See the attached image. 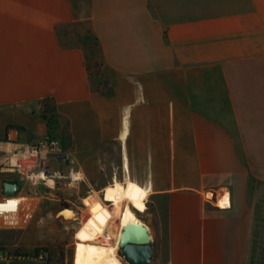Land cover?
<instances>
[{
    "label": "crops",
    "instance_id": "1",
    "mask_svg": "<svg viewBox=\"0 0 264 264\" xmlns=\"http://www.w3.org/2000/svg\"><path fill=\"white\" fill-rule=\"evenodd\" d=\"M48 135L88 180L116 148L156 264H264V0H0V158Z\"/></svg>",
    "mask_w": 264,
    "mask_h": 264
},
{
    "label": "rangeland",
    "instance_id": "2",
    "mask_svg": "<svg viewBox=\"0 0 264 264\" xmlns=\"http://www.w3.org/2000/svg\"><path fill=\"white\" fill-rule=\"evenodd\" d=\"M82 44L89 57V72L92 74L91 82L95 85L97 82H101L99 77L101 68L99 75H97L94 67L95 63H101L100 52L98 47L94 45L92 37L82 39ZM80 118L84 120L87 116L83 113ZM80 118L76 120L77 129L83 123L79 121ZM65 136L63 139L66 141L67 137ZM71 152H73L72 147ZM97 154H100L101 159L104 156L109 164L102 165V160H100L99 165L94 167V174L88 176L89 179L92 178L93 180H88L83 175L79 183H72L69 179L57 178L52 189L42 186L33 188L28 183L18 181L12 174L0 173V193L2 192L3 182H15L20 184L23 195L34 198L38 203V207L26 227L0 230V264H83L85 246L76 238V233L82 225L84 217L88 215L87 206L92 202H96L110 212L113 211L111 200L115 181H118L120 186L125 189L129 188V184H131L130 186L135 184L138 186L135 188L142 190L147 197L144 188L137 183L126 182L129 180H125L120 176L116 148L99 150ZM67 168V165L63 163L53 165V170L59 169L66 172ZM143 168L131 165L127 170H129L128 172L141 173ZM111 174H117L118 179L109 181ZM61 175H64V173H61ZM65 207L74 210V218L62 219L56 216V213ZM145 207L144 212H137V218L141 222L147 221L151 212L147 202ZM116 228H118V224L115 218L111 226L112 233L115 232ZM36 248L43 249L37 256L34 255V249ZM117 251L118 247L113 250V254L118 257L119 263L122 264L123 260L117 254ZM156 257L157 252L155 250L150 264H156Z\"/></svg>",
    "mask_w": 264,
    "mask_h": 264
},
{
    "label": "built area",
    "instance_id": "3",
    "mask_svg": "<svg viewBox=\"0 0 264 264\" xmlns=\"http://www.w3.org/2000/svg\"><path fill=\"white\" fill-rule=\"evenodd\" d=\"M57 163L67 165L69 169L66 175L53 170V165ZM74 165L75 160L67 142L45 137L35 143L12 142V149L0 158V173L12 174L18 181L28 183L33 188L42 186L52 189L57 178L69 179L72 183L82 180V174L74 169ZM37 207L34 198L21 193V186L13 196L1 192L0 230L26 227Z\"/></svg>",
    "mask_w": 264,
    "mask_h": 264
},
{
    "label": "bare ground",
    "instance_id": "4",
    "mask_svg": "<svg viewBox=\"0 0 264 264\" xmlns=\"http://www.w3.org/2000/svg\"><path fill=\"white\" fill-rule=\"evenodd\" d=\"M226 197L222 198L223 205ZM145 200L146 195L142 190L134 187L125 189L115 181L111 200L113 211L110 212L96 202L88 205V215L84 217L77 232V239L85 246L83 264H120L118 257L113 254L120 231L129 223L141 222L137 218V212L145 210ZM72 216L74 217V213ZM115 218L118 228L112 233L111 226Z\"/></svg>",
    "mask_w": 264,
    "mask_h": 264
},
{
    "label": "water",
    "instance_id": "5",
    "mask_svg": "<svg viewBox=\"0 0 264 264\" xmlns=\"http://www.w3.org/2000/svg\"><path fill=\"white\" fill-rule=\"evenodd\" d=\"M20 190L18 183L5 181L2 183V193L13 196ZM213 198V193H207ZM75 215L73 209L63 208L56 213L57 217L66 219ZM75 217V216H74ZM73 217V218H74ZM117 254L122 258V264H150L152 259L151 236L148 227L142 222L129 223L122 227L117 243Z\"/></svg>",
    "mask_w": 264,
    "mask_h": 264
},
{
    "label": "trees",
    "instance_id": "6",
    "mask_svg": "<svg viewBox=\"0 0 264 264\" xmlns=\"http://www.w3.org/2000/svg\"><path fill=\"white\" fill-rule=\"evenodd\" d=\"M93 42H94V45L97 46L96 39H93ZM85 59H86V69H87L89 78L92 79V74L89 72L90 66L88 64L89 57H88L87 54L85 56ZM101 66H102V63H95V66H94L95 69H96L95 74L99 75V71H100ZM101 88H102V83L100 81L97 82L95 85L92 84V89H93L94 92H100L101 91ZM41 117L44 120H46V123H47V125H48L49 128L53 126V124L55 123L56 118H57L56 115L54 114V111L52 109H49L47 107V105H43L42 106V109H41ZM47 137L52 138L51 135H48ZM13 183H15V182H13ZM41 250H43V249H39V248L34 249V255L37 256L38 253Z\"/></svg>",
    "mask_w": 264,
    "mask_h": 264
}]
</instances>
